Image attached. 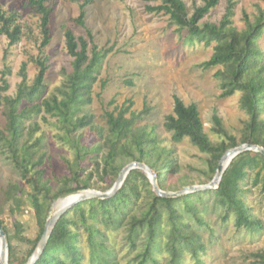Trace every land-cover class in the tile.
<instances>
[{
  "label": "trees",
  "instance_id": "trees-1",
  "mask_svg": "<svg viewBox=\"0 0 264 264\" xmlns=\"http://www.w3.org/2000/svg\"><path fill=\"white\" fill-rule=\"evenodd\" d=\"M50 1L52 0H30L31 7L40 16L42 35L40 56L35 60L38 71L32 84L27 85L23 65L20 70L22 80L15 96H2L1 93L9 88L6 80L2 79L0 86V108L5 121L3 130H0V141L7 147L13 167L32 190L29 198L40 229L31 254L43 233L50 199V188L43 180L44 171L40 169L45 157L42 139L38 138L29 144L38 125L26 126V121L41 112L56 118L66 131L65 138L75 149L78 169L70 170V177L65 179L64 188L55 193L53 199L91 188L92 173L87 174L85 179L81 174L85 171L81 165L88 157V163L100 172L101 179L109 173L116 178L123 168L118 164L121 160L144 163L156 174L157 184L162 190H166L167 180L178 171L172 151L161 147L156 137L147 132L145 127L137 126L138 121L150 113L147 107L135 114L131 112L133 102L127 101L115 114H105L106 130L95 126L92 116L79 115L92 102V89L98 81L102 62L108 53L97 47L91 32L85 27V9L92 0H82L79 15L75 19V23L84 28L86 37L76 38L70 30L65 32L66 51L72 58L71 71H64L62 85L44 98V81L48 70V58L44 55V49L51 39L48 28L51 9L47 6ZM142 1L155 3V6H147V11L168 16L177 31L185 33L184 39L188 43H215L212 56L201 67L221 68L216 73L222 90L221 97L228 98L240 93V108L248 117L237 142L235 137L227 135L221 120L214 115L213 131L226 139L214 143L204 130L198 108L195 105L186 106L181 99L174 97L172 114L164 122L165 130L171 134V141L179 144L187 139L200 153L208 155V165L213 176L221 157L229 149L247 143L264 149V119L261 118L264 115V54L258 45L264 35V12L261 11L253 22L245 16V28L238 31L232 22L236 5L233 0H227L225 14L218 24L205 23L201 27L199 22L218 5L219 0H205L204 6L196 8L190 17L183 0ZM0 35L7 38L10 46L19 42L21 30L15 24L14 15L0 13ZM84 128H88L94 136L93 145L81 146L79 139H72L74 133ZM103 150L105 153L99 156ZM259 163L264 165V156L261 154L242 152L232 159L216 189L185 194L178 198L157 197L152 192L147 176L140 170H131L113 197L85 200L65 212L55 223L35 264H83L85 249L88 251L90 264H117L106 233L116 229L126 215H130L127 243L132 250L137 247L139 232L144 233L134 264H160L159 258L163 254L167 255L168 264H183L186 255L199 264L207 250L200 234L191 230L189 222L205 226L198 206L203 204L206 197L213 196L215 204L224 212L225 221L233 215L237 228H245L253 233L260 231L259 221L243 201L241 187L249 177V172L252 173ZM257 181L258 178L253 184L257 185ZM72 183L74 187H69ZM18 192H22L18 185H10L5 191L7 199L14 201L17 206L18 199L14 193ZM137 203L140 206L138 216L130 214ZM10 211L13 213V210ZM71 214L74 219L70 218ZM0 224L7 241V263L14 264L16 258L10 237L1 220ZM257 257L264 263V255ZM26 262L27 259L23 264Z\"/></svg>",
  "mask_w": 264,
  "mask_h": 264
},
{
  "label": "rangeland",
  "instance_id": "rangeland-1",
  "mask_svg": "<svg viewBox=\"0 0 264 264\" xmlns=\"http://www.w3.org/2000/svg\"><path fill=\"white\" fill-rule=\"evenodd\" d=\"M81 2L82 0H52L47 3L51 9L48 27L51 39L44 49V55L48 58L44 98L49 97L62 85L63 72L71 71L72 58L68 56L65 47L66 30H70L76 38L86 37L84 28L75 23ZM183 2L189 17L196 8L205 4V0ZM233 2L236 5L232 22L238 31L245 28V16L253 22L261 11L264 12V0ZM155 5L142 0H92L86 7L85 27L91 32L97 47L108 53L102 62L98 81L92 89V102L79 115L92 116L94 125L106 130L105 114H115L127 101L133 102L131 112L135 114L147 107L150 113L143 116L137 126L145 127L147 132L156 137L161 147L172 151L178 171L167 180L164 191L178 192L184 187L205 185L214 176L209 169L208 155L200 153L187 139L179 144L173 143L171 134L165 130V118L172 114L174 97L181 99L186 106L195 105L198 108L204 130L214 143L226 140L213 131L214 115L221 120L227 135L235 137L237 142L248 117L240 108V93L237 92L228 98L221 97L220 81L216 77L221 68L201 67L212 56L215 43H188L184 39L185 33H179L176 26L170 23L168 16L147 11V6ZM226 8L227 0H219L218 5L199 22V26L205 23L218 24ZM0 13L6 16L14 15L15 24L19 25L21 30L20 40L13 46L9 45L4 35H0V86L2 79L9 85L8 90L1 94L12 97L15 96L17 86L22 80L20 70L23 65L27 85L32 84L37 74L35 60L40 56L39 47L42 41L40 16L31 7L30 0H0ZM258 45L264 54V35ZM2 112L0 108V130H3L5 122ZM261 118L264 119V115ZM30 124H37L38 130L29 144L41 138L42 152L45 153L40 169L44 171L43 180L50 188L48 218L55 212V202L63 198L53 199L52 196L64 188V181L70 177V170H78L75 149L67 142L66 131L56 118L41 112L26 121V126ZM71 137L73 140L79 139L81 146L94 144V136L88 128L74 133ZM104 153L105 150L99 156ZM89 158L81 165L85 168L81 173L83 179L92 173L91 188L88 190H110L117 177L109 173L101 179L100 172L88 163ZM130 163L132 162L123 160L118 162L123 168ZM263 177L264 165L259 163L241 184L243 201L261 226L257 233L237 228L233 215L225 221L224 212L215 204L213 196L206 197L203 204L198 206L205 226L196 222L189 223L191 230L200 234L207 250L199 264H264L262 259L257 257L264 255ZM256 178L257 185H254ZM10 185H18L22 191L14 193L18 206L14 201L7 199L5 194ZM69 187H74V183ZM30 193V186L21 179L11 163L7 147L0 141V220L10 237L16 258L14 264H23L30 258V252L40 232L29 198ZM139 208L137 203L130 214L138 216ZM10 210H13V213ZM129 216L126 215L116 229L106 233L117 264H134V258L144 239V233L139 232L136 249L132 250L128 245ZM70 218L74 219V215L71 214ZM84 243L85 237L82 238V245ZM84 255L83 264H90L87 249ZM159 259L160 264L169 262L164 254ZM183 264L198 263L186 255Z\"/></svg>",
  "mask_w": 264,
  "mask_h": 264
},
{
  "label": "water",
  "instance_id": "water-1",
  "mask_svg": "<svg viewBox=\"0 0 264 264\" xmlns=\"http://www.w3.org/2000/svg\"><path fill=\"white\" fill-rule=\"evenodd\" d=\"M254 152L259 153L262 156H264V149L260 146L253 145V144H241L235 148L229 149L220 159L218 163V167L216 169L215 175L212 178V180L205 184V185H197V186H188L184 187L182 190L178 192H167L159 188L157 184V176L156 174L144 163L140 162H132L128 165H126L122 170L119 172L117 179L110 190L106 192H100L95 190H81L77 191L71 195V200L59 208L57 211L54 212V214L51 217H48L46 220V223L44 225L43 233L32 253L30 258L27 260L25 264H35L36 261L41 256L46 243L48 241V238L50 236V233L55 225V223L58 221V219L68 210H70L73 206L76 204L83 202L85 200L90 199H108L113 197L116 192L121 188L124 180L126 179L128 173L131 170H140L142 171L148 178L151 187L152 192L160 198H178L185 194H193V193H200V192H207L212 191L217 188L222 174L224 173L225 169L228 167L230 162L233 158H235L237 155H239L242 152ZM225 164V166H224ZM8 259V249H7V241L5 237V232L2 229V226L0 224V264L6 263V260Z\"/></svg>",
  "mask_w": 264,
  "mask_h": 264
},
{
  "label": "bare ground",
  "instance_id": "bare-ground-1",
  "mask_svg": "<svg viewBox=\"0 0 264 264\" xmlns=\"http://www.w3.org/2000/svg\"><path fill=\"white\" fill-rule=\"evenodd\" d=\"M224 166H225V164H224ZM71 198H72L71 195H68V196H66L64 198H61V199L57 200L55 202V204H54L55 211H57L59 208H61L65 204H67L71 200ZM4 264H8L7 260H6V263H4Z\"/></svg>",
  "mask_w": 264,
  "mask_h": 264
}]
</instances>
